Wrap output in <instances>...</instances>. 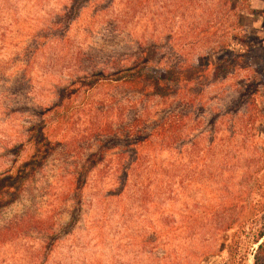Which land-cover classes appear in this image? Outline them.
Listing matches in <instances>:
<instances>
[{"label": "rangeland", "instance_id": "obj_1", "mask_svg": "<svg viewBox=\"0 0 264 264\" xmlns=\"http://www.w3.org/2000/svg\"><path fill=\"white\" fill-rule=\"evenodd\" d=\"M140 51L194 67L149 102L176 140L93 159L127 94L105 77ZM38 124L52 152L25 173ZM262 228L264 0H0V264H252Z\"/></svg>", "mask_w": 264, "mask_h": 264}, {"label": "trees", "instance_id": "obj_2", "mask_svg": "<svg viewBox=\"0 0 264 264\" xmlns=\"http://www.w3.org/2000/svg\"><path fill=\"white\" fill-rule=\"evenodd\" d=\"M228 46V44H223L219 45L217 48L223 49ZM243 46L245 48L249 47L246 43L243 44ZM234 56L235 58H237V56L242 57L244 53H234ZM192 66L193 65H186L182 67V64L174 61L162 64V62L155 59L154 55L149 56L140 51L137 61L127 66L125 65V67H118L108 74L105 78L109 85L118 88L120 93L124 91L127 92V94L123 95L124 97L122 99H115L112 97L111 100L113 101H111V105L109 104L108 110H106L108 112L117 111L118 117L121 118L122 126L116 128L111 121H107L102 125L97 124L103 123V119L95 121L97 123H93V125L91 124L90 134L95 135L90 139V146L96 145V147H98L92 158L101 157L111 148H117L121 155L127 152V165L130 167L132 163L139 162L141 159V157L139 158V152L145 150L144 148L146 146L154 147L157 145L162 149L164 145L169 146L174 142L177 135L176 131L181 127L183 122V116L174 113L173 109H169V112L164 113L161 118L158 117L153 121L151 124L152 131L147 132L145 123L148 121L147 111L151 105L149 102L154 99L155 102H153L152 105H155L156 109H158L160 104L164 103L168 98L169 92H171L172 96L183 93V91H181L183 87L181 86L188 85L191 81L188 71L194 68ZM198 68H200V66L195 67V69ZM132 95H136V97H132ZM183 98H185V95ZM181 101L184 102L183 100ZM189 101L190 99L187 97L186 103ZM136 104L140 106H136ZM167 108L168 107H165V110ZM161 111L163 110L161 109ZM130 112L132 115L126 119V114ZM62 114V116L65 117V113L62 112ZM62 116L61 119L57 120L54 124L50 123L47 125L50 128L49 131L61 122ZM124 120L126 121L125 123ZM47 133V127H43V124H38L33 127L29 139L30 153H28L27 157L28 163L25 165V169L23 168V171L26 170L25 173L32 171L34 168L32 166L38 161H42L46 152H52V150L48 148L52 140V134L49 132L48 137ZM60 133L65 136L64 129H62ZM152 139L153 141H151ZM131 153L133 154L131 155ZM96 154L98 155L96 156ZM79 176H81V173ZM254 236L252 241L257 243V246L253 253L252 264H263L261 257L264 254V239L262 240L264 228L260 229Z\"/></svg>", "mask_w": 264, "mask_h": 264}]
</instances>
